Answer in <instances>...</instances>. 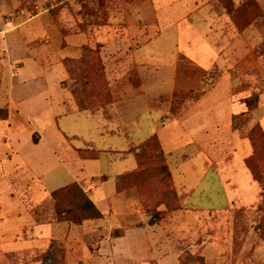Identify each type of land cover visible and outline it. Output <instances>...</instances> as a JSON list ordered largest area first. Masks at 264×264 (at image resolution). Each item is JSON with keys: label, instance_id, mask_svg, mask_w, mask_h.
Instances as JSON below:
<instances>
[{"label": "crops", "instance_id": "obj_1", "mask_svg": "<svg viewBox=\"0 0 264 264\" xmlns=\"http://www.w3.org/2000/svg\"><path fill=\"white\" fill-rule=\"evenodd\" d=\"M70 1L51 3L59 6ZM23 2L0 0V108L8 111L7 121L0 120V255L10 256L12 264H32L55 250V244L62 249L63 264H170L169 257L175 256L173 249L168 252L166 235L164 241L149 237L150 226L142 225L148 211L137 190L118 192V182L140 170L142 148L156 138L182 208L216 211V205L201 207L195 199L198 191L206 193L198 187L205 176L189 186L190 168H196L191 160L201 156L203 164L207 158L212 166L224 150V157L241 154L245 165L252 147L244 136L258 125L264 128V61L256 51L264 47V14L243 31L234 17L239 8L254 3L264 12V0H114L112 5L123 13L117 12L111 21L124 25L117 29L101 25L85 34H65L64 15L53 16L48 6L35 13ZM109 5L107 0L108 9ZM199 24L207 27L200 34ZM195 33L212 42L194 48ZM182 37L188 38V48L178 51L174 60L156 64V40ZM89 45L99 50L113 97L112 104L96 112L79 109L71 89L74 79L65 64L84 60ZM135 70L146 76L147 84L142 86L149 89L146 95L128 79L121 81V71ZM215 70L224 73L205 94L190 101L206 75ZM253 72L260 80L255 86ZM223 79L229 83L220 95ZM120 83L124 89L117 94ZM151 87H155L153 95ZM157 87L186 93L180 116L168 111L174 100L171 93L163 105H150L157 100ZM255 89L260 96L252 108ZM215 91L216 101L211 98ZM209 97L213 100L202 116L197 110ZM157 111L162 118L151 134L134 137L142 115ZM201 118L214 131H197ZM92 153L98 157L92 158ZM101 163L104 175H100ZM5 165L11 166L10 172L2 170ZM175 173L181 174L178 182ZM252 180L260 199L263 188ZM72 183L84 189L102 219L80 226L56 220L51 194ZM182 221L175 225L181 226ZM214 255H206L205 260L216 262Z\"/></svg>", "mask_w": 264, "mask_h": 264}, {"label": "rangeland", "instance_id": "obj_2", "mask_svg": "<svg viewBox=\"0 0 264 264\" xmlns=\"http://www.w3.org/2000/svg\"><path fill=\"white\" fill-rule=\"evenodd\" d=\"M60 1L63 2L64 0ZM99 1L100 0H72L58 6V4L51 3V0H24L22 4L24 6L30 5L29 8L34 10L35 13L44 11L47 9L46 6H48L51 9L50 13L53 16L60 15L62 17L64 15V18L66 17V19H63L64 23H62V31L65 34H85L89 31H94L96 28L99 29L101 25L114 26V29L124 25L123 21H111L113 18L116 19L117 12H120L121 15L123 13L122 8H117L112 5L114 0H109L111 3L109 9L106 5L102 8ZM262 14H264L263 11ZM69 17L72 18L71 22L66 21L67 18L69 20ZM121 19L123 20L122 16ZM244 20L245 18L240 21L242 26L244 25ZM198 28L200 29V31L198 30V33L200 34L202 29H206L207 27H203L202 24H199ZM191 40L193 41L194 48H203L207 46L209 42H212V40H201L197 33H195V37ZM187 42L188 38L186 37H182L180 40L167 38L156 40L155 48L157 55H155L154 58L156 64L161 65L166 63L169 59L174 60L178 51L183 52L188 48ZM86 49L93 51V60L86 53V58L84 60H80L79 64H76V67L72 66L74 83L71 85V89L79 108L80 102H83L87 111L96 112L101 108V105L93 102L90 94L91 89L86 87V84L90 80L89 78L94 77L96 80V77L90 75V70L86 69V67L84 69V66L81 65V63L91 62V60L93 62L95 58L99 56V50L95 45L86 46ZM256 51L258 52L259 57L264 61V47H258ZM103 70V73L106 76L104 66ZM222 73L224 72L215 70L206 75L201 84L191 94L190 101L196 100L211 89ZM121 76L123 78L121 81L128 79L134 86L139 87L142 95L148 93V87H142L144 83L147 84L145 81L146 76H144L143 72L136 70L121 71ZM110 77H112L111 73L109 75V78ZM105 80H103L104 84L106 83L108 85V78ZM259 81V75H256V72H253L254 86L259 84ZM228 83V79H223L221 81L218 87V93L221 92L219 93L220 95H223V92L226 91ZM154 88L155 87L150 88V93L152 95ZM123 89V85L120 83L116 88L117 94H120ZM105 90L106 91L101 93L103 96L107 95V93L108 95L112 94L110 87H107ZM157 90L159 91L154 93L157 100L150 104L151 106L153 105V107H159L161 104L163 105L170 100V90L167 92L160 88ZM171 95L174 96V100L171 99L168 111H171V113H177L180 116L184 111L183 106L186 104L184 101L186 93L174 92L171 93ZM252 95L253 96L250 99V107L254 108L260 95L257 93L256 89ZM211 98H214L216 101V91ZM211 98L209 97L205 99L197 110V112L204 113L202 116H205L208 105H210L213 100ZM105 101L106 103L108 102L107 98ZM106 103L103 105L107 106L112 104ZM4 109L6 108L2 107L0 108V111H3ZM161 114L162 112L157 111L152 115H142L137 129L132 135L139 139L147 138L151 134L153 128L157 125L156 121L161 120ZM0 116H2V114H0ZM82 118L83 120H86L85 117ZM202 119L203 118L200 119L201 128L197 131L202 132L201 130H205L207 133L214 131V129L208 127L209 121ZM61 126L63 129H66L65 120L61 121ZM76 126H78V124H76ZM207 135L208 134H204V137ZM254 136L256 140L262 139V143L257 145L258 149L255 152V166L257 167V174L260 177L259 183L263 188V193L261 194L260 199L257 198V184L254 183V185H252V176L245 165H243L240 156L241 154L238 152L232 153L230 157H224V150H222V152H219L222 157L216 160L212 166H210V162L207 158L204 159L203 164V158L201 156H197L191 160L196 168L194 171H191L190 168L189 186L200 183L201 176H205L204 182L200 183L198 187L200 189H205L206 193L201 195L200 191H198L195 195V199L201 207L202 205L206 206L209 203L216 205V211L214 212L208 211L205 208H201L199 211L182 209L176 202L172 203L173 208L169 209L167 207L169 209V211H167L163 205L167 200L172 202V196L169 193L168 195L165 194L163 189H161L158 181H161L163 175L160 173L155 174L154 170V157L157 153L161 154L160 148L158 147L156 139H152L142 148L141 156H143V159L146 162L145 164H147V166H145L147 169V175H150L152 180L151 183L147 185V188L149 190L153 188V186H158L156 189L157 195H154L153 197L150 196L146 203L148 217L142 225L146 226L148 223L150 226V228L147 229L150 238L155 237L158 241L160 239L164 241L166 235L167 245H171V248H168V252H172L171 250L173 249L174 252L172 253V256H175L174 260L169 257V260L171 261L169 262L170 264H264V136L261 138L260 132L255 133ZM244 137L249 139V134ZM249 155H246V158H248ZM104 167V164L101 163L100 175L107 173L104 171ZM10 169L11 166L9 165H5L2 168L6 173L10 172ZM183 169V172H185L186 167H183ZM175 175L176 181L178 182L181 178V174L175 173ZM163 186L165 187V185ZM147 191L145 193H147ZM38 210L39 209H34L35 212ZM181 221V226L175 225ZM180 230H183V233ZM212 254H215L214 259L216 262L208 263L205 260V256H212ZM151 256H155L154 253ZM42 259L43 258L40 257L32 264H41L43 261ZM12 261L13 260L10 256L0 255V264H12Z\"/></svg>", "mask_w": 264, "mask_h": 264}, {"label": "trees", "instance_id": "obj_3", "mask_svg": "<svg viewBox=\"0 0 264 264\" xmlns=\"http://www.w3.org/2000/svg\"><path fill=\"white\" fill-rule=\"evenodd\" d=\"M100 5L103 8L105 5L107 6V0H100ZM262 15V10L257 6L256 3L253 5L245 6L239 8L235 13V20L238 27L241 30H244L247 28L251 23L255 20L256 17H259ZM244 25L241 24V19H244ZM95 54V53H94ZM87 55L93 60L92 55L93 51L87 50ZM99 55V53H98ZM100 56V55H99ZM97 56L95 58V64L94 61L92 62H83L81 65L84 66V69L90 70V75H94L96 77V80L94 77H90L89 82L86 84V87L88 89H91V96L93 99V102L96 104H100L101 106H104L103 104L106 103L105 99L107 98L108 102L106 104L113 102V97L111 95H105L103 96L101 93L106 91L107 87H109V84H104V81L106 79L105 74L103 73V66L101 57ZM66 68L68 69L70 75H73L72 66L76 67V64H79V61L77 60H66L65 61ZM73 77V76H72ZM93 78V79H92ZM107 81V80H105ZM108 83V82H107ZM199 97V96H198ZM81 111H87V108H85V105L83 102H80V108ZM0 120L1 121H7L8 119V111L7 109H4L3 111H0ZM262 138L264 136V128L261 126H256L253 128V130L249 133V141L252 147L251 155H249L248 158L244 160L245 167L251 174L252 178L258 183L260 180L259 175L257 174V167L255 166V152L258 149L257 145H260L262 142L261 140H256L254 134L259 133ZM156 139V138H155ZM157 143L158 140L156 139ZM159 147V144H158ZM160 148V147H159ZM255 150V151H254ZM161 154L157 153L155 155V174H162L161 181H158L159 185L161 186V189L165 192V194L168 195V193L172 196L171 200H167L164 203V208L169 211V209L173 208L172 203H177L179 207L182 208V206L179 203V199L176 193V190L173 185L172 180V174L170 172L169 166L166 161L165 154L163 151H161ZM96 155V156H94ZM92 158L98 157V154L91 155ZM158 157V160H157ZM140 170L138 172L130 173L124 175L117 185L118 192H121L126 189H136L140 198V201L143 205L146 206L147 201L149 200L150 196L157 195V188L158 186H153V188L149 189L147 188V185L151 183V176L147 175V169L145 166L146 162L143 159V156L139 158L138 160ZM259 169V168H258ZM165 185V187L163 185ZM261 185V184H260ZM262 186V185H261ZM148 190V191H147ZM147 191V193H145ZM51 198L54 200V212H55V218L57 217L58 222L73 224V225H83L85 222L88 221H94L99 220L103 218V215L97 205L94 203V201L91 200V198L88 196V194L84 191V189L78 184V183H72L66 187L60 188L56 191H54L51 194ZM169 209H168V208ZM183 209V208H182ZM117 235L116 233L114 236ZM55 250L50 249L40 257H42L43 261L41 264H45L46 262H51V264H63L61 255H62V249L57 247L55 244L52 245ZM39 257V258H40ZM38 258V259H39ZM37 259V260H38ZM190 264V263H188Z\"/></svg>", "mask_w": 264, "mask_h": 264}, {"label": "built area", "instance_id": "obj_4", "mask_svg": "<svg viewBox=\"0 0 264 264\" xmlns=\"http://www.w3.org/2000/svg\"><path fill=\"white\" fill-rule=\"evenodd\" d=\"M45 264H51V262L49 261V262H46Z\"/></svg>", "mask_w": 264, "mask_h": 264}]
</instances>
